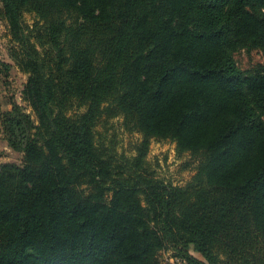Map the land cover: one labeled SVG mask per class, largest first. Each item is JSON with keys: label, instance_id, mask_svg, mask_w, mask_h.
Returning <instances> with one entry per match:
<instances>
[{"label": "trees", "instance_id": "obj_1", "mask_svg": "<svg viewBox=\"0 0 264 264\" xmlns=\"http://www.w3.org/2000/svg\"><path fill=\"white\" fill-rule=\"evenodd\" d=\"M0 4L34 116L0 112L22 154L0 166V264H264V65L233 58L264 46V0ZM104 114L141 134L130 158L97 146ZM151 138L198 157L188 184L148 173Z\"/></svg>", "mask_w": 264, "mask_h": 264}, {"label": "rangeland", "instance_id": "obj_2", "mask_svg": "<svg viewBox=\"0 0 264 264\" xmlns=\"http://www.w3.org/2000/svg\"><path fill=\"white\" fill-rule=\"evenodd\" d=\"M1 9V4H0ZM23 21L33 32H42L44 24L39 17L32 12L23 13ZM35 41V38H34ZM17 46L13 42L7 23L0 15V61L11 66L7 76L2 78L0 84L1 108L0 112L10 110L11 102L23 106L27 113L33 116L30 107L22 101L21 91L27 80V75L22 72L14 60ZM236 65L245 72H253L264 65V46L252 49L239 47L233 51ZM34 117V116H33ZM97 146H105L110 149L116 158L124 156L130 158L135 154V146L142 139L140 133L129 130L123 125L121 116L107 118L104 114L94 127ZM6 163L21 165L22 154L12 151L4 140L0 125V166ZM198 157L184 152L178 154L175 143L168 139L151 138L148 143V151L144 160V167L155 179L176 186H185L191 181L195 173ZM190 253L201 259V256L190 248ZM170 250L159 253L160 264H185L180 259L172 256Z\"/></svg>", "mask_w": 264, "mask_h": 264}]
</instances>
